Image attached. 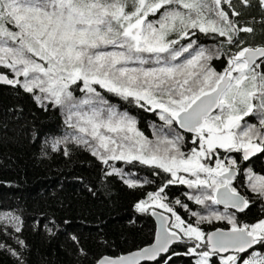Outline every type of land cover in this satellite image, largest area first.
Here are the masks:
<instances>
[{
	"label": "snow or ice",
	"instance_id": "obj_1",
	"mask_svg": "<svg viewBox=\"0 0 264 264\" xmlns=\"http://www.w3.org/2000/svg\"><path fill=\"white\" fill-rule=\"evenodd\" d=\"M251 9L259 20L245 19ZM255 24L264 28V0H0V84L64 111L72 131L53 151L84 146L111 169L106 176L120 175L130 188L142 185L111 162H138L163 177L135 204L157 218L155 242L98 264H160L165 256L167 264L177 244L194 264H264V217L241 223L236 215L254 203L241 185L264 200V174L245 165L264 154V42L248 39ZM198 33L215 46L198 44ZM222 57L217 71L212 62ZM106 93L154 113L162 124L152 125L153 138ZM174 184L206 214L176 200L196 219L182 218L166 202ZM4 219L22 231L18 216ZM213 221L227 228L200 226ZM8 251L24 264L18 250Z\"/></svg>",
	"mask_w": 264,
	"mask_h": 264
},
{
	"label": "trees",
	"instance_id": "obj_2",
	"mask_svg": "<svg viewBox=\"0 0 264 264\" xmlns=\"http://www.w3.org/2000/svg\"><path fill=\"white\" fill-rule=\"evenodd\" d=\"M253 15L259 20L255 9L249 10L245 19L250 20ZM254 27L255 36L248 39L255 44L264 42V28L260 24ZM197 35L198 44L215 46L212 37ZM223 51L227 53V47ZM224 64V57L212 62L217 71ZM76 94L82 95L78 90ZM105 95L119 111L135 116L139 129L149 138L152 125L162 124L154 113L111 94ZM71 131L60 108H42L22 89L0 86V244L5 245L0 248V264H19L9 247L22 254L24 264H94L101 257H119L152 242L155 226L150 214L138 212L135 204L146 199L147 192L157 190L163 177L153 176L148 166L138 162H116L114 166L122 170L124 178L136 179L142 185L130 188L120 175L106 176L105 171L111 169L84 146L62 143L59 150L53 151V143ZM65 147L67 156L63 154ZM247 167L264 174V154ZM245 190L240 187L242 194L249 195ZM187 192L186 186L179 184L165 189L167 203L182 218L194 223L196 218L183 213V208L175 203L185 202ZM249 196L254 203L242 214H236L241 223H253L264 217V201ZM201 209L204 211L197 205L195 211ZM7 215L20 218V233H15L4 219ZM200 226L206 232L227 228L225 221ZM17 237L25 242L23 247L17 243ZM172 248L179 255L172 256L167 264H194L191 257L183 255L184 244ZM165 259L167 256L160 259V264H165Z\"/></svg>",
	"mask_w": 264,
	"mask_h": 264
},
{
	"label": "water",
	"instance_id": "obj_3",
	"mask_svg": "<svg viewBox=\"0 0 264 264\" xmlns=\"http://www.w3.org/2000/svg\"><path fill=\"white\" fill-rule=\"evenodd\" d=\"M0 86H6V87H9L8 85H3V84H0ZM219 209H222L223 210V206L222 205H219V206H217ZM156 211H158V210H156ZM158 212H161V211H158ZM149 214H150V212H149ZM166 214V213H165ZM236 214H240L239 212L238 213H236ZM150 217H151V219H152V221H153V223H154V226H155V230H154V237H153V240H152V242L150 243V244H152V243H154L155 242V233H156V231H157V229H158V227H159V223H158V220H157V218L155 217V216H153V215H151L150 214ZM215 230V229H214ZM214 230H211V231H214ZM210 232V231H209ZM149 244V245H150ZM149 245H147V246H149ZM147 246H145V247H147ZM144 248V247H143ZM142 249V248H141ZM140 250V249H139ZM136 251H138V250H136ZM133 252H135V251H133ZM129 253H131V252H129ZM129 253H127V254H129ZM127 254H124V255H127ZM101 258H103V257H101ZM101 258H99V259H101ZM111 258V257H110ZM114 258H116V257H114ZM98 259V260H99ZM98 260L94 263V264H98ZM147 262H155V261H142V263H147Z\"/></svg>",
	"mask_w": 264,
	"mask_h": 264
},
{
	"label": "rangeland",
	"instance_id": "obj_4",
	"mask_svg": "<svg viewBox=\"0 0 264 264\" xmlns=\"http://www.w3.org/2000/svg\"><path fill=\"white\" fill-rule=\"evenodd\" d=\"M61 111H62V113H63V116H64V120H65V113H64V111L61 109ZM153 138V136H151V138L150 139H152ZM116 162H120L121 164H124L125 162H123V161H116ZM116 162H111L113 165L116 163ZM241 188H244V189H246L245 187H243V185H241ZM189 191V190H188ZM246 192H247V189L245 190ZM248 194V193H247ZM249 195H252V194H250L249 193ZM185 202H183V203H186V204H191V205H189V207L192 209V210H196V207H197V205H195L192 201H189V200H187V197H186V195H185ZM262 201H264V200H262ZM167 202V201H166ZM156 210H159V211H163L162 209H156ZM198 212H201L202 214H206V212H205V210L203 211L202 209L201 210H199ZM183 213H185V210L183 209ZM167 214V213H166Z\"/></svg>",
	"mask_w": 264,
	"mask_h": 264
},
{
	"label": "flooded vegetation",
	"instance_id": "obj_5",
	"mask_svg": "<svg viewBox=\"0 0 264 264\" xmlns=\"http://www.w3.org/2000/svg\"><path fill=\"white\" fill-rule=\"evenodd\" d=\"M261 155H263V154H257L256 156H254L253 158H251V160L250 161H252V160H254V159H256V158H258L259 156H261ZM262 158H263V156H262ZM250 161H248V162H245V165L246 166H248L249 165V163H250ZM240 214H242V213H240Z\"/></svg>",
	"mask_w": 264,
	"mask_h": 264
}]
</instances>
